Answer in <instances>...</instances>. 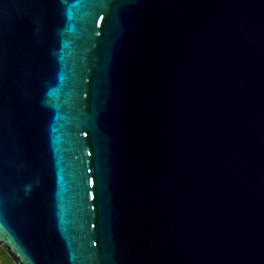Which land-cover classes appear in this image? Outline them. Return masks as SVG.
<instances>
[{"label":"water","instance_id":"obj_1","mask_svg":"<svg viewBox=\"0 0 264 264\" xmlns=\"http://www.w3.org/2000/svg\"><path fill=\"white\" fill-rule=\"evenodd\" d=\"M0 245L264 264V0H0Z\"/></svg>","mask_w":264,"mask_h":264},{"label":"trees","instance_id":"obj_2","mask_svg":"<svg viewBox=\"0 0 264 264\" xmlns=\"http://www.w3.org/2000/svg\"><path fill=\"white\" fill-rule=\"evenodd\" d=\"M0 264H15L6 250L0 245Z\"/></svg>","mask_w":264,"mask_h":264}]
</instances>
